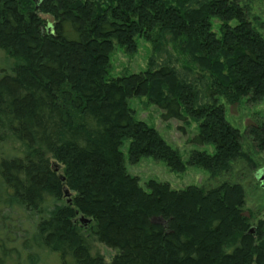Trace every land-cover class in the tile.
Masks as SVG:
<instances>
[{
	"label": "trees",
	"instance_id": "16d2710c",
	"mask_svg": "<svg viewBox=\"0 0 264 264\" xmlns=\"http://www.w3.org/2000/svg\"><path fill=\"white\" fill-rule=\"evenodd\" d=\"M139 36L152 46L147 67L109 77L115 44L133 52ZM0 52L13 63L0 75V144L24 147L0 156V191L32 218L24 248L60 264H264V220L252 226L241 183L145 189L120 148L129 139L132 164L152 156L185 169L128 106L146 96L165 119L198 122L195 140L215 151L192 150L187 162L212 178L238 160L256 166L245 137L264 157V122L243 138L218 101L264 97V35L238 0H0ZM90 238L114 249L110 260ZM14 254L0 241V264H19Z\"/></svg>",
	"mask_w": 264,
	"mask_h": 264
},
{
	"label": "rangeland",
	"instance_id": "374dc122",
	"mask_svg": "<svg viewBox=\"0 0 264 264\" xmlns=\"http://www.w3.org/2000/svg\"><path fill=\"white\" fill-rule=\"evenodd\" d=\"M238 3L245 7L247 16L252 25L264 35V0H238ZM50 21L51 17L42 15ZM213 30H218V23L213 21ZM152 53V46L143 37H136V49L133 52L127 51L119 44H115L110 55V69L108 76L117 77L122 74H130L143 71L147 67L148 59ZM12 62H14L11 59ZM10 59L0 52V75L10 71L12 64ZM218 101L224 105L225 118L236 127L244 138L246 127L264 122V97L255 103L240 100L238 103L229 104L223 97H218ZM128 106L134 111L135 119L146 122L153 126L160 136L173 148L177 149L184 164L183 171H172L163 160H158L152 156H143L137 163L128 161L129 139H125L121 145L124 156V163L127 172L138 177L139 184L147 189L146 182L155 180L165 182L173 189H182L188 185L215 186L221 181L228 180L239 182L245 191V214L252 215V226L255 227L257 220H264V157L258 153L251 144L248 137L243 140V150L248 154L255 167L248 165L245 160H238L230 173L222 172L215 178L210 173L195 165L189 164L188 157L192 150H204L213 153L215 147L212 143L201 144L195 140L198 134V122L188 116L182 118L162 117L163 110L156 104L150 102L146 96L132 97L128 99ZM24 147L11 138L0 144V156L21 155ZM4 153V154H3ZM4 156V157H5ZM0 241L7 243L9 251H16L20 257L19 264H30L29 254L35 253L36 264H60L57 256L35 248H24L23 231L29 238L32 236V218L18 205L8 203L6 193L0 191ZM8 228V229H7ZM11 232H10V230ZM9 230V235H6ZM13 239V240H12ZM91 252L103 255L110 260L114 254V249L106 247L102 243L90 238ZM16 254H14L16 256ZM29 260V261H28ZM12 264V260H8Z\"/></svg>",
	"mask_w": 264,
	"mask_h": 264
},
{
	"label": "water",
	"instance_id": "95a60500",
	"mask_svg": "<svg viewBox=\"0 0 264 264\" xmlns=\"http://www.w3.org/2000/svg\"><path fill=\"white\" fill-rule=\"evenodd\" d=\"M80 220H81L83 223H87V222H89V219H87V218H83V217H82Z\"/></svg>",
	"mask_w": 264,
	"mask_h": 264
}]
</instances>
